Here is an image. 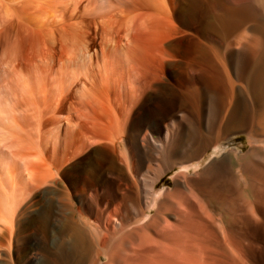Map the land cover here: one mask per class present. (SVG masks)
Returning a JSON list of instances; mask_svg holds the SVG:
<instances>
[{
    "label": "bare ground",
    "instance_id": "bare-ground-1",
    "mask_svg": "<svg viewBox=\"0 0 264 264\" xmlns=\"http://www.w3.org/2000/svg\"><path fill=\"white\" fill-rule=\"evenodd\" d=\"M6 6L0 247L18 229L23 241L32 231L33 248L20 264H245L249 240L233 228L237 217L217 224L214 210L230 217L240 207L228 174L239 151L227 155L234 151L225 136L246 125L240 109L248 100L233 75L259 107L249 144L256 157L258 147L263 152L264 0H7ZM168 73L180 87L188 78L177 95L181 103L187 95L193 115L204 109L206 133L198 118L183 129L179 114L166 124ZM205 149L211 153L202 157ZM171 173L172 186L157 188ZM67 187L76 198L85 195L77 199L79 210ZM41 188L46 202L32 209L27 201ZM40 247L43 256L34 252ZM3 255L0 264L11 262L9 252Z\"/></svg>",
    "mask_w": 264,
    "mask_h": 264
},
{
    "label": "rangeland",
    "instance_id": "rangeland-1",
    "mask_svg": "<svg viewBox=\"0 0 264 264\" xmlns=\"http://www.w3.org/2000/svg\"><path fill=\"white\" fill-rule=\"evenodd\" d=\"M5 1L7 4V0H5ZM5 1L4 0L0 1V26L3 25L2 21H4L3 20L4 16H5L4 13L6 11V7L8 6V5L6 6V4L4 3ZM2 2H3V4H2ZM12 2L10 1L11 4L16 6V4L12 3ZM2 5H5V7H3ZM17 7L18 6H16V8ZM4 8H5V10H2ZM1 29L2 28L0 27V31H1ZM167 78H168L167 84L171 89L173 88L172 89L173 92L172 93L168 92L166 95V102H167V104L170 105V108L167 110L168 113L166 112L167 113L166 114V124L170 123L171 120H169V119H171L173 115L179 114V116H180V119H179L180 129H183L187 124L190 123L192 118L193 119L198 118V121H201L202 126H204L203 127L204 133H206L209 130L210 125L207 124L208 119L205 118L204 109H201V111H199L197 116L193 115V113H191L192 111H190V109H189V105H187L185 103L186 99L188 98L187 95L186 96L184 95L185 101H183L182 103L179 101V99L182 97L180 96V98H179V95H177V94H180V90L184 91L185 88L187 87L188 83H187L186 79H188V78L185 77L184 84L181 87L179 86L178 83L173 82L172 78H169V73L167 74ZM189 79H190V77H189ZM233 79H234V82L236 85V90H238L237 92L241 91L240 93H242V95L244 93L243 97L248 100L246 102V105H243L242 108L240 109L241 111H243L244 118L246 121V125L244 126V128L242 130L231 131L225 136V140H226L225 143L227 144L228 147H230L229 149L233 148L232 150L234 151V152L228 153L227 155L229 156L232 153H233V155L237 153L236 156L239 157V158H237L234 155V158L235 159L237 158L236 159L237 163L235 162V159L231 158L230 162H232V160L234 162L229 164L228 174L231 173L229 177H230L231 191H232V194L234 195L233 199L237 200L236 198L239 197L238 207L239 206L240 207L239 208H235V207L232 208L231 209L232 211H230V213H229L230 217L225 216L224 213L220 212L219 208L217 207L214 210L215 221L218 224L223 219H225V220L229 219V221H230L231 216L237 217V218H235L236 221L233 222V224H232L233 228L236 229V231H242L243 233H245L247 235L246 239L249 240V242H246L244 245V247L247 248V250L249 251L248 254H246L247 259H245V264H264V204H259L258 199L256 198V192H258L259 189L263 188V184H262L263 183V175H262L263 172L262 171L264 170V163H262V162H264V136H263L264 134H261V135L259 134L261 136L260 137L261 140H259L260 142L258 143V146L261 144L260 146L263 147L262 148L263 152L261 153V147H258V148H260V150L258 149V151H260V152L258 153L259 156L257 155V157H258L257 158L256 157L257 153L252 154V148H254V146L252 147V144L251 145L249 144V142H250L249 135L255 130V125H256L255 124L256 122H254L255 121V114L257 113V110L259 107L256 106L252 102V100L250 99L251 95L247 94V91L243 92V90H246V89H244L245 87H242L243 84L240 80V79H242L241 76L233 75ZM195 81H197V80H195ZM175 86H176V88H175ZM248 95H249V99H248ZM9 96L7 98L5 96L4 102H7L9 100L11 101V96L10 97ZM7 103L9 105V102H7ZM217 105H216V107H217L216 109H217V113H218V107L219 106H217ZM191 114L193 115V117ZM245 114H246V117H245ZM181 117H183V118H181ZM188 117H191V119ZM182 126H184V127H182ZM150 127L151 126H149V129L151 131ZM259 135H258V138H259ZM261 141H263V142H261ZM234 148H237V151H239V152H236V150ZM97 149H99V148H97ZM255 151H257V150H255ZM210 153H211L210 150L205 149L202 152L201 156L204 157ZM233 155H231L230 157H233ZM253 155H255V156L253 157ZM240 157H242V158L240 159ZM248 157H249V159H247ZM244 158L246 159L245 161H244ZM239 159H240V161H239ZM152 168H153L152 165L149 166V168L144 172V177H147V175L151 172ZM215 171L217 174L218 169H216ZM242 172H243V174H242ZM172 173L174 174V172H172ZM172 173L169 176L168 175L165 176V178H163V180L157 185V188L162 189V188H167V187L172 186V183H173L172 178H171L173 175ZM243 175H245V176H243ZM231 179H233V181ZM258 179H260V180H258ZM67 188H69V187H67ZM253 188H254V191L252 193ZM43 189L44 188H41L40 191L38 190L39 193H38V191H37V193H34L33 196L31 197L32 198L31 201H30V198L27 201V205H29L32 209L39 210L42 208L43 204H45L46 199L44 198L43 194H41V191ZM68 190H69L68 196L70 198L69 199L70 204H72L74 209L79 210L81 208L80 207L81 204L79 203V201L77 199L82 198L85 200V195L81 194L80 197L76 198L77 196L72 191H70L71 189L69 188ZM259 192H261V191H259ZM235 195L238 197H236ZM39 197H40V199H39ZM235 209H238V210H235ZM15 230L16 229H14V231L12 232L13 235H12V233H9L8 236L6 235V238H11V244L10 245L6 244L4 248L2 247L3 249L0 247V262H2V260H3V259L1 260V257L4 256L3 254L8 253V252H9L10 256L12 257V258L10 257L11 262H8V264H20L21 261L24 259L26 253L29 256H31V254H33V248H32V244H31L32 231H29V233H28V237H27L28 240L23 241L21 233H18V231H17L18 229L16 231ZM57 235H58V233H56L52 239L50 237V240L48 242L50 244H48V245H50V246L53 245V243H54L53 239L58 237ZM17 241H20V243H18ZM23 248H25V249H23ZM41 249L42 248L40 247V248H38V250H34V252L42 255L43 252ZM2 251H3V253H2Z\"/></svg>",
    "mask_w": 264,
    "mask_h": 264
}]
</instances>
